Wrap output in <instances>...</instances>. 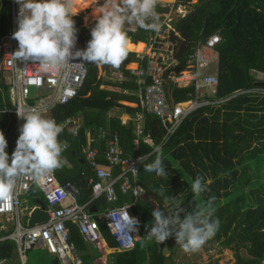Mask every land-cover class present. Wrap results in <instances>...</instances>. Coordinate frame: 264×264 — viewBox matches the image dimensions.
I'll list each match as a JSON object with an SVG mask.
<instances>
[{"label": "trees", "instance_id": "1", "mask_svg": "<svg viewBox=\"0 0 264 264\" xmlns=\"http://www.w3.org/2000/svg\"><path fill=\"white\" fill-rule=\"evenodd\" d=\"M11 1L0 0L1 34L8 33L12 26ZM177 5L192 8V13L187 18L175 23V29L181 38L173 34L180 45L188 44L187 55L199 42L221 32L223 42L218 47L220 83L217 96L228 98L241 90L255 87L256 78L251 74L252 70L264 73V0H177ZM156 10L162 11L160 6H156ZM73 19L78 29L77 34L86 48L91 33L85 28L82 16ZM148 35V30L140 29L134 38L138 43L145 42ZM144 47L145 44L135 45L129 41L128 52H142ZM135 56L127 53L118 67L86 63L88 78L79 96L53 111L52 117L62 129L68 119L83 116L84 121V128L77 138L66 129L59 136L62 144L66 142L69 145L68 150L62 153L64 169L58 173L61 181L72 182L80 189L81 204L89 199L92 188L90 180H96V174L84 163L86 132L95 127L111 126L112 133L120 135L126 154H152L145 164L151 163L156 155H160L167 172V176L157 177L144 172L142 167L140 173L139 183L146 192V198L130 211L138 220L143 237L138 243V250L131 254L138 264H145L147 261L151 264H165L167 258L164 250H171L175 244L174 237H169L161 244L148 238V228L153 220L152 212L156 207L163 208L164 196H175L182 200V207L186 211L202 206L209 197L214 196V215L219 219V228L211 241L235 252L238 264H264V182L259 178L256 183H251L249 175L250 169L255 170L258 177L263 175L264 98L245 94L220 108L202 109L186 119L163 145L166 131L160 126L158 117L147 115L145 134H150L155 143L142 142L140 149L136 151L134 126L122 125L121 115L110 120L108 118L109 112L117 109L126 110L129 114L137 111L121 104L137 103L133 94L126 93L136 90L128 69ZM186 56L182 65L177 68L178 72L185 70ZM102 70H121L130 79L124 83L109 82L101 76ZM193 91L192 87L177 89L174 93L175 102L188 100L189 93ZM11 107L7 87L0 81V131H3L8 141L6 151L10 156L18 139L16 116L5 112ZM157 146L160 151L153 153ZM106 147L105 143L103 152ZM99 162L101 167L109 169L110 165L103 157ZM197 176L204 178L209 189L200 196H195L190 190V185ZM249 184L252 187L250 193L246 191ZM161 188L164 190L163 195L160 193ZM125 200L128 199L122 196V202ZM102 201L106 205V200ZM71 232V241L83 248L85 243L79 231L72 227ZM242 249L248 251L249 258L241 256ZM15 250L13 242H1L0 261L15 259ZM173 256L174 251L172 258Z\"/></svg>", "mask_w": 264, "mask_h": 264}, {"label": "built area", "instance_id": "2", "mask_svg": "<svg viewBox=\"0 0 264 264\" xmlns=\"http://www.w3.org/2000/svg\"><path fill=\"white\" fill-rule=\"evenodd\" d=\"M162 11H156L162 24L161 30L149 32L147 38L146 52H136L138 61L145 64L147 68L138 66L131 69L134 83L137 85L136 95L139 99L137 119L140 125L139 134L143 135L146 115L159 118L162 127L166 131L164 141H168L185 120L207 106L221 105L232 98L245 95L250 92L264 96V88L254 91L243 90L226 99H215L218 93L219 77L213 71L219 65L220 57L217 50L222 42L220 33L213 35L204 42H199L192 48L191 52L183 56L186 69L178 72L176 69L182 65L178 59L180 43L173 38V34L181 38L175 29V23L179 19L187 18L189 10L183 5L173 3H156ZM12 26L6 34L0 33V81L7 87L9 101L12 107L7 113L13 114L17 119L18 137L20 127L25 122L18 117L17 110L28 111L36 108L46 117L53 118V111L61 105H67L77 98L83 90L88 78L86 63L74 61L59 70H45L34 62H24L15 59L14 53L18 50V41L12 38L17 30L18 11L15 0H12ZM85 49L83 42L77 34L75 50ZM170 79L178 87H193L195 96L191 94L190 100L172 104L170 93L166 83ZM35 92L33 93V91ZM79 119H68L63 129L69 131L74 137H78L83 129ZM88 145L84 152L90 164L97 169L98 181L93 186L94 195L85 205L77 201V192L71 183L63 184L58 178V168L45 177L40 183L25 175L18 178L14 198L0 201V216H11L17 222L16 231L9 237L16 242L20 257L26 259L28 251L35 247H44L49 252L57 255L63 264H83L77 256V247L69 242L71 236L70 224L78 227L84 241L96 252L101 253L106 247V241L101 230L100 222L103 221L111 232L117 243L118 252H130L134 250L139 242L137 233L127 232L123 228L125 217L130 214L132 205H118L119 190L125 194H132L135 201H141L145 196V190L141 187L140 173L144 161L138 158L125 160L122 158L118 136H114L108 142V150L105 160L110 167L126 166V171L114 178L112 170L99 167L97 158L100 156L94 145L106 140L109 136L108 130L99 128L91 131ZM153 140L146 138L145 143L151 144ZM69 145L63 144V152L68 150ZM135 168L136 170H133ZM138 177V184L133 181ZM120 183V188L117 184ZM38 188L47 203L49 220L35 228L23 226L19 218L22 206V195L30 193L32 188ZM119 188V190H118ZM105 198L111 205L98 217L90 211V206L99 198Z\"/></svg>", "mask_w": 264, "mask_h": 264}, {"label": "clouds", "instance_id": "3", "mask_svg": "<svg viewBox=\"0 0 264 264\" xmlns=\"http://www.w3.org/2000/svg\"><path fill=\"white\" fill-rule=\"evenodd\" d=\"M15 2L19 11L18 28L12 34L18 41L14 57L39 64L45 70H59L74 61L118 67L128 53V30L139 28L158 33L162 27L156 12L157 0H93L91 6L96 22L91 28V39L85 49L74 51L78 32L73 19L77 14L73 11L74 0ZM17 115L25 122L19 129L11 156L6 151L8 141L0 131V201L14 198L19 177L27 175L38 184L63 165L64 148L59 140L63 129L57 121L36 108L17 110ZM145 159V156L140 157L141 161ZM143 171L157 177L167 176L160 155L151 163H143ZM190 190L195 196L209 191L202 176L192 181ZM160 193L164 194L163 188ZM164 201L163 208L157 207L152 212L153 220L148 228L150 240L161 244L174 237L183 250L194 251L217 232L219 219L214 215V196L191 211H186L183 201L175 196H164ZM139 227L136 218L130 214L125 217L123 228L127 232L137 233Z\"/></svg>", "mask_w": 264, "mask_h": 264}, {"label": "crops", "instance_id": "4", "mask_svg": "<svg viewBox=\"0 0 264 264\" xmlns=\"http://www.w3.org/2000/svg\"><path fill=\"white\" fill-rule=\"evenodd\" d=\"M75 1V0H74ZM101 2H102V0H101ZM1 6H3V5H1ZM16 7H17V11H18V6L16 5ZM188 8H190V7H188ZM93 8H88V9H86V10H84V11H82V12H80V13H77L74 17H80V16H82L83 17V19L85 20V14H87V12L88 11H91ZM11 10H12V1H11ZM189 10V14H188V16L192 13V8H190V9H188ZM93 11V10H92ZM12 12V11H11ZM11 24H12V22H11ZM84 26H85V21H84ZM85 28L87 29V27L85 26ZM11 30V29H10ZM87 31H88V33H91V31L90 30H88L87 29ZM140 31V29L139 28H137V29H131V30H128V38H129V41H131L133 44H135V45H137V44H145V50L143 51V52H146L147 50H146V48H147V40L145 41V42H137L136 40H135V38H134V35H136V34H138V32ZM149 32H150V30H148ZM217 33H220L221 34V32H217ZM183 44H186V43H182L181 45H180V50H181V48H182V46H183ZM186 45H188V44H186ZM196 46V45H195ZM194 46V47H195ZM187 52H188V50H187ZM186 52V53H187ZM219 52V51H218ZM128 53H133V54H135L136 55V52H128ZM185 53V54H186ZM219 57H220V53H219ZM179 60H181V62L183 61V57L181 58V59H179ZM133 65H136V67L135 68H137L138 66H141V67H143L144 69L145 68H147V66L145 65V64H143V63H141V62H139L138 61V58H137V56H135V60H134V62H132V63H130L129 65H128V69L130 70V73H131V69H134V68H132V66ZM180 67V66H179ZM186 69V68H185ZM219 69H220V63H219V65L217 66V68L213 71V73L214 74H218V77H219ZM177 70V69H176ZM104 71V70H103ZM105 72H114L115 74H119V75H121L122 77L120 78V80H117V81H109V82H120V83H124L125 81H127V80H129L130 78H131V80L133 81V77H132V73H131V75H130V78H128L127 79V77L124 75V73L121 71V70H109V71H105ZM251 74L256 78V85H255V87H253V88H250V89H247L248 91H254L255 89H258V88H264V85H259V84H264V73H261V72H259L258 70H252V72H251ZM101 76H102V74H101ZM103 77V76H102ZM106 80V79H105ZM107 81V80H106ZM219 82H220V80H219ZM133 83H134V81H133ZM135 84V83H134ZM135 86H136V90L133 92V93H130V92H128V91H126V93H128V94H133L136 98H137V103H129L131 106H129V107H132V108H134V109H136L137 111L135 112V114H129V112H127L126 110H121V109H117V110H121L122 112H119L120 113V115L121 116H119L120 117V119H121V122H122V125H124V126H127V127H130L131 125H133L134 126V134H135V141H134V145H135V149H136V151H138L139 149H140V146H141V143L143 142L144 144H147V143H145V139L146 138H151L152 140H153V142L151 143V144H154L155 143V141H154V139H153V137L149 134V135H147V134H145V131H144V133H143V135H140L139 134V130H140V125H142L139 121H138V119H137V112H138V102H139V99H138V97H137V95H136V91H137V85L135 84ZM166 86H167V89H168V91H169V93H170V101H171V103L172 104H177L176 102H175V98H174V93H175V91L177 90V89H187L186 87H178L176 84H174V82L172 81V80H170V79H168L167 80V83H166ZM193 88V87H192ZM218 89H219V87H218ZM242 91V90H241ZM195 90L193 91V92H191V93H189V95H188V97H189V99L188 100H190V98H191V94H193V96H195ZM240 92V91H239ZM238 93V92H237ZM237 93H235V94H237ZM218 94V93H217ZM234 94V95H235ZM248 95H255V96H257V97H262V98H264V96L263 95H260V94H257V93H255V92H250V93H247ZM234 95H232V96H234ZM232 96H230V97H232ZM240 96V95H239ZM238 96H236V97H234V98H237ZM229 98V97H228ZM234 98H232V99H234ZM215 99H226V98H219L218 96H216L215 97ZM231 99V100H232ZM188 100H186V101H188ZM230 100V101H231ZM186 101H183V102H186ZM229 102V101H228ZM123 103H128V102H121V104H123ZM180 103V102H179ZM227 102H225L224 104H221V105H215V106H207V107H203V108H201V109H199L198 111H200V110H202V109H206V108H212V109H217V108H220V107H222L223 105H225ZM124 105V104H123ZM197 111V112H198ZM197 112H195V113H197ZM122 113V114H121ZM194 114V113H193ZM192 114V115H193ZM192 115H190L189 117H191ZM147 116V115H146ZM114 117H116V115H114V114H112V111L111 112H109V114H108V118H109V120L110 119H112V118H114ZM188 117V118H189ZM81 118H83V116H79V118H71V119H79L80 120V122L83 124V126H84V121H82L81 120ZM187 118V119H188ZM111 124V123H110ZM145 124H146V120H145ZM160 126H162L161 125V123H160ZM144 127H145V125H144ZM84 128V127H83ZM91 128V127H90ZM100 128H105V129H107L108 130V133H109V136H108V138L106 139V140H103V141H101V142H99L97 145L95 144L94 145V148L95 149H97L98 150V152H99V157L97 158V161H98V164H99V167L100 168H103V167H101L100 166V162H99V159L101 158V157H103V159L105 160V154H106V151L108 150V142H109V140L111 139V138H113L114 136H118V138H119V146H120V148H121V152H122V158H124L125 160H128V159H132V158H138V155L137 156H130V155H128V154H126V152H125V150H124V148L122 147V145H121V137H120V135L116 132V133H112V129H111V126H108V127H100ZM95 130H99V128H91V129H88L87 130V132H86V136H87V141H86V145H85V147L88 145V138H89V133L91 132V131H95ZM145 130V129H144ZM75 138H77V137H75ZM164 140V139H163ZM66 142H64L63 144H65ZM107 144V147H106V150L103 152L102 151V147H103V145L104 144ZM62 144V145H63ZM149 144V143H148ZM84 147V148H85ZM157 148H159L160 149V147L159 146H157ZM157 148H155V150L157 149ZM84 150L85 149H83V153H84V155H85V161H84V163H87L88 165H89V167H91V169L95 172V174H96V180H90V184H91V186H92V188L90 189V197H89V199H87L86 200V202L85 203H83V204H81L79 201H80V198H82V196H81V191H80V189L74 184V183H72V182H66V183H63L62 181H61V179H60V177L58 176V178H59V180L63 183V184H67V183H71L74 187H75V190H76V194H77V201H78V203L79 204H81V205H85V204H87L91 199H92V197H93V195H94V192H93V186H94V184L98 181V177H97V169L96 168H94L91 164H90V162H89V160H88V158H87V155L85 154V152H84ZM67 151V150H66ZM65 152V151H64ZM156 151H154L153 153H155ZM151 155L152 154H149V158L151 157ZM139 156H146V155H139ZM149 158H148V160H149ZM147 160V161H148ZM106 161V160H105ZM146 161V162H147ZM145 162V163H146ZM108 163V162H107ZM144 163V164H145ZM118 167H120V168H117L116 166L115 167H109V169H106V170H112V172H113V176H114V178H116V177H118L119 175H121V174H123L125 171H126V166H123V168L121 167V166H118ZM143 167V166H142ZM64 169V166H62L61 167V169H58L57 170V172L59 173L60 171H62ZM103 169H105V168H103ZM118 170V171H117ZM133 181H135L137 184H138V177H137V179H134ZM120 183L121 182H119L118 184H117V186L120 188ZM119 188H118V190H119ZM35 192V193H32V192ZM122 196L123 197H125L126 199H128V200H125V201H123L122 202ZM25 197H28L29 199H26V200H24V198ZM145 198H146V192H145V196H144V198L141 200V201H144L145 200ZM21 199H22V206H21V210H20V213H19V218L16 220V221H20V223L23 225V226H25V227H27V228H35V227H37L38 225H41V224H43V223H45V222H43V223H40V224H36L35 226H30V220H31V216H32V214H33V212H35L38 208H39V204H38V201H43V202H45V199H44V197H43V194L40 192V190L38 189V188H36V187H34V188H32V190L30 191V193H26V194H23L22 195V197H21ZM119 199H120V201H119V203H118V205H125V204H131L132 205V207H131V209L133 208V207H135L139 202L138 201H135V198L133 197V195L132 194H130V195H125V194H123L120 190H119ZM102 200H106L104 197L103 198H99L98 200H96L91 206H90V211L94 214V215H96V217H98V215L99 214H101V213H103L104 211H106L108 208H111L112 207V205L106 200V205H105V203L102 201ZM45 204H46V212H47V203L45 202ZM108 205V206H107ZM131 211V210H130ZM48 213V212H47ZM131 213V212H130ZM131 216H132V214H131ZM133 217V216H132ZM25 218H29V221H28V223H25L24 222V219ZM47 222V221H46ZM100 226H101V230H102V233H103V235H104V238H105V241H106V247L102 250V252L101 253H98V252H96L90 245H88L85 241H84V239H83V237L81 236V233H80V231H79V229H78V227L76 226V225H74V224H70L69 225V227H70V229L72 230V227H75L78 231H79V234H80V236H81V239L84 241V243H85V245L88 247V251L86 252V255H87V257H89V258H91L93 261H84L80 256H79V252H78V254H77V256L82 260V262H83V264H138V262H136L135 260H134V257L131 255L133 252H135V251H137L138 250V243L139 242H141V240L143 239V237H142V235H141V233H140V231H139V229H138V233H137V236H136V238H137V240L139 241L138 243H137V246H136V248L134 249V250H132V251H130V252H118L117 251V243L115 242V240L113 239V236H112V234H111V232L108 230V228H107V226H106V224L103 222V221H101L100 222ZM18 227V225H17V222H15V221H13L12 219H11V216H0V243L1 242H5V241H11V242H13L14 244H15V246H16V250H15V259H13L12 261H7V260H2V261H0V264H13V262H14V264H30V251H34L36 254H35V256L36 255H41V256H39L38 257V260L40 261V263H42V264H55V261L56 260H58V264H63V262H62V260L57 256V255H54V254H52L51 252H49L46 248H44V247H35V248H33L32 250H30V251H28V253L26 254V259L25 260H22L21 259V257H20V254H19V251H18V247H17V244H16V242L14 241V240H12V239H9V237L16 231V228ZM109 238V239H108ZM107 239L109 240V242L111 243V244H109L108 243V241H107ZM72 240V232H71V236H70V240H69V242L71 243V244H73V245H75L76 246V244L74 243V242H72L71 241ZM36 250V251H35ZM34 256V257H35ZM170 257V256H169ZM166 258V257H165ZM175 262H174V260H173V264H174ZM145 264H151L149 261H147Z\"/></svg>", "mask_w": 264, "mask_h": 264}, {"label": "rangeland", "instance_id": "5", "mask_svg": "<svg viewBox=\"0 0 264 264\" xmlns=\"http://www.w3.org/2000/svg\"><path fill=\"white\" fill-rule=\"evenodd\" d=\"M158 2L161 3H173V2H166L162 0H157ZM18 6V11H19V5L16 3ZM186 9L188 6H185ZM93 10V9H92ZM88 11L87 14H85V26L87 27L88 30L91 31V28L94 27L95 24V18L93 16V11ZM101 74L104 79L107 81H117L120 80L122 77L119 74H115L114 72H105L101 71ZM35 90L33 91V93ZM125 106H131L129 103H123ZM119 112H122L121 110H113L112 114L114 115H120ZM83 121V118H81ZM264 167V166H263ZM249 175L251 177V183H256L259 178L262 179L264 182V168H263V175L258 177L259 174L256 173L255 170L250 169L249 170ZM252 190V187H250V184L246 186V191L250 193ZM29 199L28 197H25L24 200ZM157 208V207H156ZM29 218H25L24 222L28 223ZM109 239V238H108ZM107 239L108 243L109 240ZM76 244V243H75ZM77 250L79 252V256L84 260V261H93L91 258L87 257L86 252L88 251V247L85 245L83 248H80L79 245L76 244ZM166 249V248H165ZM174 251V256L172 258V251ZM171 254H168L167 260H174V264H238L237 259H236V254L230 249H227L220 245L219 243H214L211 241V238L208 239L199 249L194 250V251H185L182 249V247L179 244H174V246L171 247ZM36 251V250H35ZM30 264H42L38 260V257L41 255H36L34 251H30ZM241 256L244 258H249L248 251L245 249L241 250ZM35 256V257H34ZM170 256V257H169Z\"/></svg>", "mask_w": 264, "mask_h": 264}, {"label": "water", "instance_id": "6", "mask_svg": "<svg viewBox=\"0 0 264 264\" xmlns=\"http://www.w3.org/2000/svg\"><path fill=\"white\" fill-rule=\"evenodd\" d=\"M188 46L186 44H183L181 50L179 51L178 54V59H181L185 53L187 52ZM259 85H264V84H259ZM38 204L40 205L39 208L33 212L30 220V226H35L36 224H40L43 222H46L49 220V215L46 212V204L43 201H38ZM168 254H171V251L169 248H166L164 250V256L168 258ZM55 264H58V260L55 261ZM165 264H173L172 260H166Z\"/></svg>", "mask_w": 264, "mask_h": 264}, {"label": "bare ground", "instance_id": "7", "mask_svg": "<svg viewBox=\"0 0 264 264\" xmlns=\"http://www.w3.org/2000/svg\"><path fill=\"white\" fill-rule=\"evenodd\" d=\"M174 0H169L166 2H173ZM76 7L73 8V11L76 13H80L88 8H93L91 5L93 3V0H75L74 1ZM146 47V46H145ZM145 47L143 49V51L145 50ZM142 51V52H143ZM136 65H133L132 68H135Z\"/></svg>", "mask_w": 264, "mask_h": 264}]
</instances>
